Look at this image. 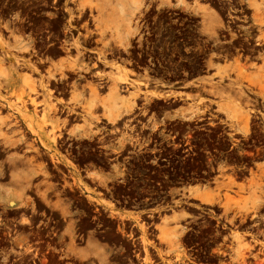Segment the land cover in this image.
Segmentation results:
<instances>
[{
  "label": "flooded vegetation",
  "instance_id": "flooded-vegetation-1",
  "mask_svg": "<svg viewBox=\"0 0 264 264\" xmlns=\"http://www.w3.org/2000/svg\"><path fill=\"white\" fill-rule=\"evenodd\" d=\"M0 68V264H264V0H0Z\"/></svg>",
  "mask_w": 264,
  "mask_h": 264
},
{
  "label": "bare ground",
  "instance_id": "bare-ground-1",
  "mask_svg": "<svg viewBox=\"0 0 264 264\" xmlns=\"http://www.w3.org/2000/svg\"><path fill=\"white\" fill-rule=\"evenodd\" d=\"M86 4H87V3H86ZM92 5L96 6V4H91V3L89 2V7H90L91 9L93 8ZM81 7L84 8L82 5H81ZM85 7H86V6H85ZM91 9H90V10H91ZM106 15H108V14H106ZM95 87H96V86H95ZM92 88H93V87H92ZM92 93L95 94V92H94L93 90H92ZM90 110H91V109H90Z\"/></svg>",
  "mask_w": 264,
  "mask_h": 264
},
{
  "label": "rangeland",
  "instance_id": "rangeland-1",
  "mask_svg": "<svg viewBox=\"0 0 264 264\" xmlns=\"http://www.w3.org/2000/svg\"><path fill=\"white\" fill-rule=\"evenodd\" d=\"M113 10V8L111 7V11ZM0 70H1V68H0ZM25 79H27L28 80V78L27 77H25ZM26 81V80H25Z\"/></svg>",
  "mask_w": 264,
  "mask_h": 264
}]
</instances>
